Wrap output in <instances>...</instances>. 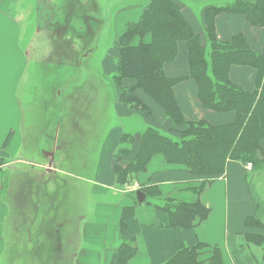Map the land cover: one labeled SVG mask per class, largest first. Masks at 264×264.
<instances>
[{
  "label": "rangeland",
  "instance_id": "1",
  "mask_svg": "<svg viewBox=\"0 0 264 264\" xmlns=\"http://www.w3.org/2000/svg\"><path fill=\"white\" fill-rule=\"evenodd\" d=\"M148 2L36 0L33 6L26 4L24 45L30 64L19 92L27 144L21 156L25 162L18 163L21 169L14 182L18 192L10 195L12 242L0 264H78L81 250L97 248L82 233L86 223L96 222L98 212L101 216V204L112 200L102 194L97 181L110 170L107 137L113 130L142 133L149 127L139 114H120V92L113 72H104V60L112 54L110 65L114 59L117 66L115 41L126 23L135 20L131 12L144 10ZM159 128L170 131H164V124ZM170 134L178 136L175 131ZM252 170L262 202L264 170L253 166ZM120 188L145 190L134 181ZM252 232L264 233V229ZM245 240L238 244L248 245ZM250 246L259 250L253 243Z\"/></svg>",
  "mask_w": 264,
  "mask_h": 264
},
{
  "label": "trees",
  "instance_id": "2",
  "mask_svg": "<svg viewBox=\"0 0 264 264\" xmlns=\"http://www.w3.org/2000/svg\"><path fill=\"white\" fill-rule=\"evenodd\" d=\"M223 11L245 14L253 25H264V0H238L226 7H209L204 14L206 46L202 36L184 18L180 5L173 0H149L140 20L127 23L117 37L118 68L113 82L120 92L119 100L134 111L150 112L139 99L127 98L129 92L140 89L173 122L169 132L149 126L142 134H123L113 167L118 186L146 171L157 154L163 155L168 164L184 166L197 178L199 184L194 188L197 195L225 173L230 161L251 163L254 170H264V54L257 53L242 35L230 42L217 38L215 18ZM148 34L149 43L144 41ZM180 42L186 43L188 77L197 82L203 107L234 113L232 123L212 125L206 120L185 118L174 87L186 77H169L164 69L176 59ZM233 66H247L256 71L253 91L231 80ZM127 79L134 84L125 87L123 82ZM174 131L177 137L170 134ZM3 163L0 158V164ZM258 205L257 213L246 219L249 229H264V203L259 201ZM156 214L158 226L144 225L138 221L133 207L123 210L121 245L111 264H128L136 254L132 243L138 234L144 235L152 264H201L199 256L203 251L212 254L210 262L218 263V247H210L196 236L194 221L200 223L209 214V209L199 201L187 204L171 200L156 206ZM245 239L248 245H231L235 264H264V233L248 231ZM252 243L259 250L254 251Z\"/></svg>",
  "mask_w": 264,
  "mask_h": 264
},
{
  "label": "crops",
  "instance_id": "3",
  "mask_svg": "<svg viewBox=\"0 0 264 264\" xmlns=\"http://www.w3.org/2000/svg\"><path fill=\"white\" fill-rule=\"evenodd\" d=\"M173 1L181 6L182 14L192 30L201 35L204 44L208 46L205 37V10L209 7H226L238 0ZM35 2L36 0H0V158L4 160V163L0 164V259L5 257L10 241L12 242L11 231L8 230L13 208L10 195L18 192V187L14 185L21 169L18 163L25 162L21 156L27 139L19 89L30 64L24 45L27 38L26 25L24 24L25 9L27 8L26 4L33 6ZM142 11L140 9L131 12L135 13L136 17L130 22L139 21ZM215 28L219 40L230 42L235 36L242 35L257 53L264 54V25H253L245 14L220 12L215 18ZM144 41L149 43L151 35H146ZM116 52L113 53L114 56L118 55L117 50ZM111 56L112 54L105 57L103 70L105 72L108 69V72L115 74L118 66L114 59L112 60L113 65H110ZM164 69L169 77H186L177 83L174 92L187 120H206L212 125L228 124L235 120V114L232 112H216L203 107L198 97V84L194 79L188 77V50L185 42L179 43L176 59L167 63ZM230 78L248 91H253L256 88V71L251 67L233 66L230 69ZM133 84L134 82L130 79L123 82L125 87H130ZM127 98L139 99L149 107L150 112L146 111L143 114L134 111L118 100L117 108L121 115L139 114L149 126L160 129L159 125L164 124V131L172 129L173 122L144 91L139 89L129 92ZM156 122L159 123L156 124ZM125 133L127 132L123 130H113L107 137L108 146H111V150L108 152L110 158L108 160L110 167L108 166V168L110 170L108 175H103L97 181L102 194L111 197L112 200L109 203L101 204L103 207L101 216L98 212L94 224H85L82 236L97 248L81 250L78 264L112 263L114 254L121 245L120 228L125 208L133 207L141 224L158 226L160 221L156 214V206L166 205L171 200L187 204L199 201L209 209L208 217L204 221L200 223L198 220L194 221L195 232L200 242L210 247H218L220 258L218 263H212L209 261L212 254L203 251L199 256L201 264H235L230 252L231 245L244 241L245 233L252 232L253 229L246 226V219L257 213L260 201L252 179L254 177L253 170H249L247 165L240 162L230 161L225 173L208 184L197 195L194 190L199 184L197 178L190 174L184 166L168 164L163 155L157 154L152 158L147 170L134 177L133 181L144 187L145 190L141 191L146 195L144 202H138L137 197L134 202L133 197L138 190L130 191L128 188L123 190L120 186L117 188L113 170L116 164V153ZM57 139L54 140L55 145L58 144ZM136 150L137 147L133 148L134 153ZM55 172L67 175L66 171L58 169ZM110 191L118 192L111 193ZM132 246L136 249V254L128 264H152L143 234L136 236Z\"/></svg>",
  "mask_w": 264,
  "mask_h": 264
},
{
  "label": "water",
  "instance_id": "4",
  "mask_svg": "<svg viewBox=\"0 0 264 264\" xmlns=\"http://www.w3.org/2000/svg\"><path fill=\"white\" fill-rule=\"evenodd\" d=\"M136 197H137L138 202L142 203L145 201L146 195L144 192L138 190L136 192Z\"/></svg>",
  "mask_w": 264,
  "mask_h": 264
},
{
  "label": "built area",
  "instance_id": "5",
  "mask_svg": "<svg viewBox=\"0 0 264 264\" xmlns=\"http://www.w3.org/2000/svg\"><path fill=\"white\" fill-rule=\"evenodd\" d=\"M248 169L251 170L252 169V165L248 164Z\"/></svg>",
  "mask_w": 264,
  "mask_h": 264
}]
</instances>
